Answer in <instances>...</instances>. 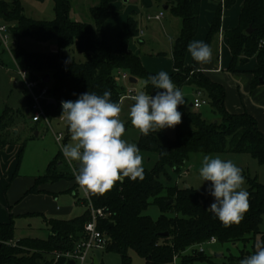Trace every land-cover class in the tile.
Returning a JSON list of instances; mask_svg holds the SVG:
<instances>
[{
  "label": "trees",
  "instance_id": "1",
  "mask_svg": "<svg viewBox=\"0 0 264 264\" xmlns=\"http://www.w3.org/2000/svg\"><path fill=\"white\" fill-rule=\"evenodd\" d=\"M51 1L55 15L51 21L25 17L17 1L10 4L0 2V19L10 26L16 41L13 57L17 65L37 76L50 77V84H47L49 96L55 103H44L50 120L62 114L61 101H75L88 91L102 95L105 90H110L111 100L118 102L123 89L114 79L116 71L142 81L151 75L128 47L129 41L138 35L133 19H129L126 29L119 34L116 49L107 40L104 23L116 15L108 7L118 0H99V4L90 9L93 25L71 20L69 0ZM235 2L223 0V4L219 5L204 43L211 46L220 32L222 11L230 9ZM166 5L170 14L181 21L172 49L173 67L178 73L170 78L180 88L191 86L201 91L212 113L219 119L207 122L200 113L177 109L182 117L181 123L175 126L173 140L162 130L151 132L148 136L139 135L136 145L140 151L157 156L153 168L145 170L142 181L126 177L123 183L116 182L103 194H90L92 207L106 215V218L98 220V229L108 238L105 251L119 255L122 264H130V251L142 258L145 264H172L176 258L181 259V264L202 261L203 253L193 251L187 262L184 261L186 256L182 255L211 238L220 244H236L260 236V245L264 246V234L260 232L264 219V184L249 181V207L244 218L239 223L225 226L207 210L215 199L208 191L178 189L172 182L192 154H248L257 163L264 164V135L250 115L226 111L223 87L206 77L200 71L199 63L193 60L185 66L189 42L197 32L200 0H169ZM249 28L252 29L251 34L246 33ZM225 38L231 52L228 71L239 72L238 68L255 58V66L250 72L253 77L251 88L261 84L260 80L264 85V0H245L238 26L227 31ZM23 40L55 42L57 50L55 53L30 52L20 44ZM72 47L83 56V62L68 61L63 55L64 50ZM145 91L154 95L157 90L148 86ZM17 118L18 113L12 109L2 111L0 149L16 143L13 129ZM67 134H70L69 130ZM74 180L70 168L58 154L48 165L45 175L36 181L35 187L40 183ZM35 187L29 194L37 192ZM76 191V187L69 190L78 198ZM79 200L87 206V210L81 216L68 220H48L50 235L46 240H23L17 247H12L13 222L0 224V264H52L50 255L53 252L73 249L79 240L77 235L83 233L90 220L87 201L84 198ZM150 206L160 211L156 220L144 215ZM25 249L35 254L24 257Z\"/></svg>",
  "mask_w": 264,
  "mask_h": 264
},
{
  "label": "crops",
  "instance_id": "2",
  "mask_svg": "<svg viewBox=\"0 0 264 264\" xmlns=\"http://www.w3.org/2000/svg\"><path fill=\"white\" fill-rule=\"evenodd\" d=\"M244 1L236 0L230 9L222 11L220 32L211 43L213 59L211 63H199V69L212 82L223 87L226 111L230 114L246 113L250 115L255 119L259 131L264 135V85L259 84L254 89L251 88L253 77L250 72L255 66V58L250 59L245 66L238 68L239 72L230 73L228 71L231 62V52L225 33L238 26L239 14ZM168 2L169 0H130V5L126 8L123 7L121 15L118 14L121 10V3L118 0L109 4L108 7L109 11L116 13V15L108 18L104 23L107 40L111 47L116 49L119 34L126 29L130 18L134 20L138 28V35L129 41L128 47L134 55L139 57L144 70L151 75H156L162 70L166 71L169 76L178 73L173 67L172 49L181 29V21L170 14L169 6L166 5ZM221 4H223V0H200L198 27L192 41L204 42L215 12ZM164 6H167V10L163 9ZM159 7L161 10H159ZM160 14H162V17L156 20L155 17ZM152 22H155V24H151ZM163 28H166V32ZM51 52L55 53L56 48H51ZM192 61L193 58L187 50L185 66H189ZM11 82H15L14 78H11ZM142 82L144 83V81ZM127 84L129 86L127 85L126 89L129 87L134 89L135 84ZM189 87L191 88V86ZM189 87H182L181 90L189 89ZM191 91L195 95L197 90L192 88ZM22 108H24L23 105ZM27 108L28 104L25 111L28 110ZM189 108L192 109V102H190ZM10 109L16 111L14 107ZM17 109L19 110L18 106ZM177 109L181 111L180 106ZM192 112L198 113L194 109H192ZM59 124L61 123L59 122ZM64 124L66 125L65 129L60 132L66 134L64 142H69L71 134H67L69 126L66 120ZM13 132L17 140L16 143L0 149V224L13 222L14 242L28 239L46 240L50 235L47 225L48 220H68L79 217L87 210V206L78 198H75L73 192H69L73 187L78 188L76 180L40 183L35 187L36 181L46 173L43 170L45 166H43V163L39 164L37 160L31 157L29 160L28 155H25L27 140L21 139L18 126L13 129ZM53 133L55 132L52 131L54 140ZM35 136L38 137L39 133L36 132ZM49 164H47V167ZM65 164L68 166L66 162ZM34 187L37 192L29 194V191ZM76 196L78 197V191H76ZM60 200H63L67 205H61L59 203ZM75 210L79 212L72 214ZM28 220L34 222L38 220L40 227L47 232V238H33V236H28L27 234L17 237L15 233L18 227L22 226L23 221ZM31 229V224L25 225V230ZM95 259L99 264V260L96 257Z\"/></svg>",
  "mask_w": 264,
  "mask_h": 264
},
{
  "label": "clouds",
  "instance_id": "3",
  "mask_svg": "<svg viewBox=\"0 0 264 264\" xmlns=\"http://www.w3.org/2000/svg\"><path fill=\"white\" fill-rule=\"evenodd\" d=\"M188 52L197 63H211L212 48L202 41L189 42ZM144 86L157 90L154 95L138 91L128 97L131 124L144 136L181 123L179 105L186 103L180 87L173 83L166 71H159L144 80ZM111 91L102 95L86 92L75 101H61L60 118L68 123L72 143L61 144L60 150L79 187L86 194H103L116 182L145 178L143 157L136 144L122 136L125 124L119 118L121 102L111 100ZM166 154V153H165ZM75 162V163H74ZM199 175L210 181L208 193L214 202L207 208L225 226L239 223L248 210L249 193L242 186V169L218 155H205ZM239 264H264V246L256 245L253 254L245 256Z\"/></svg>",
  "mask_w": 264,
  "mask_h": 264
},
{
  "label": "rangeland",
  "instance_id": "4",
  "mask_svg": "<svg viewBox=\"0 0 264 264\" xmlns=\"http://www.w3.org/2000/svg\"><path fill=\"white\" fill-rule=\"evenodd\" d=\"M19 2L23 8V14L25 17L36 20V21H51L54 19V4L51 0H46L44 2H38L36 0H0V2L13 3ZM71 11L70 18L73 21H80L83 23H88L93 25V20L90 15V9L92 6H97L99 0H69ZM121 3L120 13L122 15L123 7L126 8L130 4ZM158 8V4L156 3ZM160 6V5H159ZM159 10L161 8L159 7ZM146 11V10H144ZM233 11V10H232ZM151 24H155L152 22ZM158 24V23H156ZM165 27V25H164ZM166 32V28H163ZM20 44L30 52L34 53H49L51 48H56L55 42L49 43H37L30 40H23ZM57 50V48H56ZM63 55L68 61L83 62V56L79 55L76 50L72 47L63 51ZM11 78H14L15 82H11ZM127 82L123 81L121 87L123 90H126ZM189 87V86H187ZM193 87L189 89L182 90L186 103L184 105H179L181 111H192L189 108L190 102L193 100L194 92L191 91ZM136 92L145 91L144 83L140 80L134 85ZM25 91L22 82L17 77L15 73V67L12 60L8 57L7 54L0 55V115L2 111L6 108H15V112L18 113V118L16 120V126H18V131L21 133V139H25V155H28L29 160L33 158L37 160L39 164L43 163L45 166L43 169L46 171L47 164L53 160V158L60 154L62 160H65L63 154L55 141L53 140L52 131L58 133L65 129V124H59L56 118L50 120V127L45 123L32 124L29 120L27 114H25V108L27 106V97L25 99ZM133 103L131 100H124L121 104V113L120 120L125 124V132L122 136L128 143L136 144L138 141L140 132L131 124L129 117L130 106ZM22 105L24 108H22ZM17 106L19 110L17 109ZM198 113L207 121L215 122L219 119L218 115L212 113L210 106H204L197 110ZM165 135L173 140L175 138V127L174 128H165L162 130ZM39 133V136L36 137L35 133ZM24 140V141H25ZM24 141H22L24 143ZM22 143V144H23ZM72 143L71 138L69 142H64L63 144ZM143 157V167L145 170H150L153 168L154 164L157 161L156 154L141 152L139 153ZM219 156L223 160H230L236 166L242 169V175L245 179V184L242 186L244 189L248 190L249 181L255 180L259 184H264V164L257 163L250 155L248 154H230V153H218L212 154V156ZM204 154H192L190 155L188 161L181 168L179 175L173 177V183L178 189H183L185 187L192 188L198 191H208V188L211 184L210 181H203L202 177L199 175V169L202 166V159ZM31 157V158H30ZM162 182L166 184L165 180L162 179ZM78 198L83 199L82 191L77 188ZM61 205L66 206L67 204L60 200ZM81 207V206H79ZM79 212L75 210L72 214ZM145 216L150 217L152 220H156L160 216V211L155 206H150L144 212ZM31 224V230H25V225ZM40 227L39 221L35 222L32 220L23 221L22 226L18 227L15 235L20 237L22 234H27L28 236H33V238L45 239L47 238V232L45 229ZM260 232L264 234V219L260 225ZM260 236L256 237L254 240L247 242H239L236 244H220L217 243L213 246H204V260L194 261L192 263L186 264H239V261L245 256L253 254L256 250V245H260ZM19 242H12V247H17L20 245ZM199 247H193L188 249L182 256H186L184 261H189L193 251L199 252ZM25 254L24 257H32L35 252L28 251L27 249L23 250ZM37 254V253H36ZM94 256L99 260V264H122L121 258L119 255L114 253H108L107 251H96L93 253ZM128 256L130 258V264H145L144 260L136 255L134 252H129ZM172 264H181V259L176 258Z\"/></svg>",
  "mask_w": 264,
  "mask_h": 264
},
{
  "label": "built area",
  "instance_id": "5",
  "mask_svg": "<svg viewBox=\"0 0 264 264\" xmlns=\"http://www.w3.org/2000/svg\"><path fill=\"white\" fill-rule=\"evenodd\" d=\"M161 17L162 14L156 16L155 19L159 20ZM15 46L16 41L11 35L10 26L0 19V55L7 54L8 57H10L15 67V73L23 84L28 100L27 115L29 120L32 124L45 123L50 127V119L44 108V103L52 100L49 96L48 85L41 82L42 76H37L29 70L22 69L17 65L13 57V49ZM114 79L119 85L123 81L131 84L129 82L130 76L121 71L115 72ZM136 93L137 92L131 87L122 90L118 102L130 100L128 97ZM204 106H208V100L203 96L201 91L197 90L192 101V109L199 110ZM60 116L56 117L58 122L65 123V119L60 118ZM53 135L56 144L60 148V145L64 142L66 134L64 132H58L53 133ZM77 187L82 191L83 198L87 201L88 209L90 210V220L84 227L82 238L75 243L73 249L61 252L56 251L50 255V259L53 262L52 264H69L70 262L73 264H98L95 261L96 259L93 253L96 251H104L108 245L107 236L98 229V220L100 218H106V215L102 210H95L90 203V194H86L78 184ZM215 244H217V240L211 238L207 242L200 244L198 246V251L199 253H204V246H213Z\"/></svg>",
  "mask_w": 264,
  "mask_h": 264
},
{
  "label": "water",
  "instance_id": "6",
  "mask_svg": "<svg viewBox=\"0 0 264 264\" xmlns=\"http://www.w3.org/2000/svg\"><path fill=\"white\" fill-rule=\"evenodd\" d=\"M121 1H122L123 3H128L129 0H121ZM163 9H164V10H167V6H164ZM246 33H247V34H251V33H252V29L249 28V29L246 31ZM41 82H42L43 84H50V77H49L48 75H44V76L42 77V79H41ZM129 82H130L131 84H136L137 81H136L135 78L131 77V78L129 79ZM260 83L262 84L263 82L260 80ZM49 103L54 104L55 102H54L53 100H50ZM25 113L27 114V113H28V110H26ZM185 188H188V187H185ZM170 203H171V202H170ZM77 238H78V239L82 238V233H81V234H78V235H77ZM69 264H73V263L70 262Z\"/></svg>",
  "mask_w": 264,
  "mask_h": 264
}]
</instances>
